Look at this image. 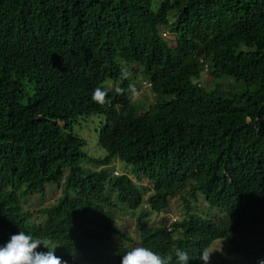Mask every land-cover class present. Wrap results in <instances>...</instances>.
<instances>
[{"label":"trees","instance_id":"1","mask_svg":"<svg viewBox=\"0 0 264 264\" xmlns=\"http://www.w3.org/2000/svg\"><path fill=\"white\" fill-rule=\"evenodd\" d=\"M132 65L145 110L125 89ZM91 115L101 158L72 129ZM176 200L181 217L151 220ZM116 210L136 214L133 232ZM20 231L67 264L135 247L203 264L216 243L210 264L264 259V0H0V247Z\"/></svg>","mask_w":264,"mask_h":264},{"label":"clouds","instance_id":"2","mask_svg":"<svg viewBox=\"0 0 264 264\" xmlns=\"http://www.w3.org/2000/svg\"><path fill=\"white\" fill-rule=\"evenodd\" d=\"M129 76L130 73L122 72V77L128 79L127 91L129 99L130 101H135L138 92L136 87L131 84ZM143 84L150 87V83L146 80L143 81ZM117 92H122V90L117 89ZM107 95V91L97 87L92 94V100L103 106L109 102L106 100ZM114 174L116 175L117 173L114 172ZM41 245L48 251H37ZM55 250L48 239L36 238L20 231L18 234L12 235L6 245L0 247V264H67L66 261H63L55 254ZM214 253L215 251L205 246L201 251L199 260L203 264H210ZM121 264H189V255L182 248H175L172 254L162 256L148 248L135 247L122 255ZM258 264H264V259L259 260Z\"/></svg>","mask_w":264,"mask_h":264},{"label":"rangeland","instance_id":"3","mask_svg":"<svg viewBox=\"0 0 264 264\" xmlns=\"http://www.w3.org/2000/svg\"><path fill=\"white\" fill-rule=\"evenodd\" d=\"M134 69L136 72H130ZM126 73H130L129 79L132 85H134L137 89L138 96L135 99V101H131L134 103L139 109L143 108L144 110L148 108L153 103L154 95L151 93L150 88L145 86L143 84L144 77L141 73L142 69L138 68L136 65H132L130 67L126 66L124 68ZM209 78L206 75L202 76V81L208 82ZM126 92L128 93V87L125 88ZM144 106L146 108H144ZM104 122V118L100 115H91L87 118L79 117L77 121L72 125L73 132L78 135L80 138L84 139L86 141V145L82 148V151L91 157L95 158H101L105 156V152L100 149L97 145V133L99 130V126ZM82 166H86L85 163H82ZM124 164L120 162L119 160H116L110 165L108 168H114L113 175L118 176L123 172ZM114 172L117 174L115 175ZM143 187H148V182L143 181L141 184H139ZM58 195V191H56L55 196ZM53 199L48 198H41L40 202L43 204H49ZM35 208L40 207V204L35 205ZM191 209L196 211L199 214L202 215H210L215 216L217 215L216 209H213L206 205L202 200H198L196 203L191 204ZM179 206L177 204V200L171 205V208L169 211L161 214L152 216L151 220L154 222H167L169 224L175 219H178L181 217ZM117 211V224L119 228L124 230L125 232H133L135 230L136 226V214L131 212H122L121 210ZM137 212V211H136ZM215 248H220V245L216 243V245H213L210 250H213Z\"/></svg>","mask_w":264,"mask_h":264}]
</instances>
